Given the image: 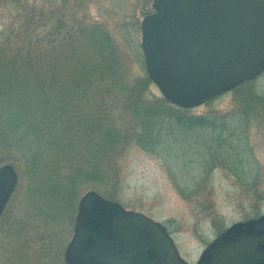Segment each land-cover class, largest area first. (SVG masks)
I'll use <instances>...</instances> for the list:
<instances>
[{"label":"rangeland","instance_id":"374dc122","mask_svg":"<svg viewBox=\"0 0 264 264\" xmlns=\"http://www.w3.org/2000/svg\"><path fill=\"white\" fill-rule=\"evenodd\" d=\"M4 1L0 0V46L10 54L17 49L21 53L28 50L33 53L56 48L51 56L33 60V69L29 72L24 66L13 72L0 66V94L5 95L1 99L5 106L8 98L15 100L25 95L41 100L49 93L55 103L59 85L56 79H65L58 73L53 74L46 65L59 62L60 68L66 70L73 64L69 53L67 57H58L57 48L66 43L69 35L91 25L100 26L115 45L127 81L134 84L147 75L140 46V22L152 12V0H29L27 6L36 8L32 14L35 16L30 24L32 28L29 27L33 31L31 38H24L23 24L25 26L27 22L23 19L15 22L22 34L7 38L19 11L15 5ZM53 77L56 79L51 81ZM41 85H44L43 89ZM252 85L257 93L264 94V71ZM151 92L161 96L154 85L146 92L147 101L152 100ZM85 94L86 91L80 90L77 95L82 98ZM92 96L90 93L86 99ZM121 97L108 96L106 102L114 103L116 107ZM237 97L232 91L226 92L189 112L194 115L230 114L239 107ZM114 114L119 117V107ZM180 127L176 125L172 134L162 136L163 150L142 148L136 142L120 146L111 161L109 177L100 174L99 181L84 183L79 197L94 190L126 210L143 213L160 222L173 238L180 256L189 264H195L221 227L255 217L256 209L264 211V121L256 120L246 131L247 159H252L260 171L261 183L257 192H260L261 200L257 199V192L246 190L222 167L207 172L206 157L218 153V148L208 144L212 142H206L195 130L186 129L189 137L183 138ZM192 137L197 145H192ZM97 142H100L98 138L92 140L93 144ZM52 159L53 156L46 160L40 157L29 178L20 157L3 162L16 168L19 182L0 217V264H64V250L73 234L75 210L71 215L69 205L52 206L55 196L48 194H51L53 175L50 170L41 168ZM29 181L35 182L36 193L28 190ZM180 189L203 193L186 200Z\"/></svg>","mask_w":264,"mask_h":264},{"label":"trees","instance_id":"16d2710c","mask_svg":"<svg viewBox=\"0 0 264 264\" xmlns=\"http://www.w3.org/2000/svg\"><path fill=\"white\" fill-rule=\"evenodd\" d=\"M4 2L15 5L19 11L7 38L22 34V30L18 31L15 26V22L22 19L27 22L25 26L23 24L24 38H31L33 31L29 27L32 28L30 24L36 8L27 6L29 0ZM54 49L49 47L43 52L33 53L30 50L21 53L17 49L10 54L0 46V66L10 72L24 66L29 72L33 69V60L51 56ZM67 53L74 63L66 70L60 68L59 62L46 65L53 74L58 73L65 79H51L59 82L55 103L49 93L41 100L25 95L15 100L8 98L5 106L1 100L5 95L0 94V163L11 157H20L29 178L40 157L46 160L53 156L52 161L41 165L53 175L51 194H48L55 196L52 206L69 205L72 215L82 185L99 181L100 174L109 177L111 161L120 146L136 142L142 148L163 150L162 136L172 134L176 125L181 126L183 138L189 137L186 129L195 130L206 142H212L208 144L218 148V153L206 157L207 172L222 167L246 190L257 192L261 183L260 171L252 159H247L246 131L256 120L264 121V94L257 93L252 85L254 80L232 90L238 96L237 111L194 115L190 109L176 107L152 92V100L147 101L145 95L154 87L153 82L146 74L134 84L127 81L118 50L100 26L83 27L69 35L56 52L58 57H67ZM80 90L86 91L82 98L77 95ZM90 93L93 96L87 100ZM114 95L122 96L116 107L114 103L106 102L108 96ZM118 107L120 115L116 117L114 112ZM179 112L182 115H177ZM95 138L100 142L93 144ZM190 139L194 141V137ZM191 143L197 145L196 141ZM29 185L28 190L36 193L35 182L29 181ZM180 191L186 200L203 193L199 190L198 193L186 189ZM257 199L261 200L262 196H257ZM262 212L256 209L255 217ZM223 229L221 227L220 232Z\"/></svg>","mask_w":264,"mask_h":264},{"label":"water","instance_id":"95a60500","mask_svg":"<svg viewBox=\"0 0 264 264\" xmlns=\"http://www.w3.org/2000/svg\"><path fill=\"white\" fill-rule=\"evenodd\" d=\"M140 22L146 73L162 97L191 109L264 71V0H152ZM19 182L0 165V217ZM64 264H189L167 229L94 190L78 200ZM195 264H264V213L232 223Z\"/></svg>","mask_w":264,"mask_h":264}]
</instances>
